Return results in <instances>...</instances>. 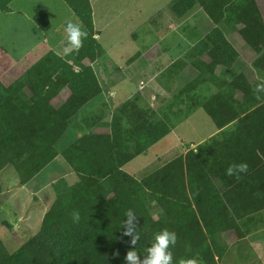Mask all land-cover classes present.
Returning a JSON list of instances; mask_svg holds the SVG:
<instances>
[{"label":"trees","instance_id":"1","mask_svg":"<svg viewBox=\"0 0 264 264\" xmlns=\"http://www.w3.org/2000/svg\"><path fill=\"white\" fill-rule=\"evenodd\" d=\"M12 1L0 0V13ZM64 1L88 36L68 59L51 53L14 84L0 81V172L13 166L26 184L61 156L79 181L58 192L40 231L20 250L9 252L0 239V264H125L126 253L133 250L123 230L128 209L138 216L135 247L141 258L154 233L167 228L178 237L173 258L197 256L215 264L214 252L222 256L226 236L251 233L264 214V93L255 92L264 83L219 26L252 0H173L175 16L184 18L198 8L208 18L204 28H184L194 52L203 55L195 62L196 54L185 55L195 77L179 80L177 97H188L180 99L184 105H199L218 133L141 183L121 173L122 167L166 138L171 128L154 109L140 105L139 95L111 116L103 112L79 120L102 94L92 66L84 62L93 64L105 51L95 37L92 2ZM36 22L42 28L50 23L46 13ZM236 23L257 55L254 68L264 71L260 12L247 11ZM175 66L186 64L179 59L169 71ZM199 77L223 86L207 98L190 96ZM67 89L68 99L54 103ZM11 135L18 141L9 139ZM239 163L248 165L246 173L238 179L226 174ZM74 211L80 214L77 222Z\"/></svg>","mask_w":264,"mask_h":264},{"label":"rangeland","instance_id":"2","mask_svg":"<svg viewBox=\"0 0 264 264\" xmlns=\"http://www.w3.org/2000/svg\"><path fill=\"white\" fill-rule=\"evenodd\" d=\"M172 5L173 0H97L93 2L94 21L97 29L100 30L98 41L105 52L95 58L93 64L91 60H86L84 64L88 63L92 66L90 69L100 82L102 94L90 108L91 110L80 115L79 120L84 116L103 112L106 116H111L120 105L135 98L136 95L140 96L141 106L154 109L145 98L147 88L150 90L152 85L154 95L151 97L157 96L153 98L155 108L160 104V109L154 110L164 121L168 122L167 116L170 115L175 118V114H179L180 110L184 112L185 106L177 97L180 79L177 85L174 82L173 87L166 88L165 91L171 95L163 99L165 88L161 89L158 81L163 83L162 76L167 74L166 71V75L162 73L161 76L158 73L163 71L170 58L172 62L179 58L180 52L185 53L188 50L187 55L192 52L196 54L193 43L192 47H189L191 44L186 43L183 48H180V52L173 49L175 38L181 37L188 42L184 29L186 26L204 28L209 25V22L204 13L197 8L184 17L189 19L182 25L181 19L175 16ZM194 12L196 14L192 16ZM44 13L48 15L50 22L46 28H42V22H38L39 24L36 22V17ZM67 20L80 23L64 0H13L9 10L0 13L1 83L10 86L23 75L28 76L30 68L41 63V60L51 53H57L62 59H68L71 52L64 51L67 46L64 33ZM171 47L169 57H162ZM152 49L154 52L147 55V51ZM159 54L161 63L156 64ZM185 55L180 58L186 64L184 71L192 69V60ZM194 58V62L199 61V54L194 55ZM133 59L135 61L131 65ZM147 64L154 65L150 67V80L154 79L153 81L148 80L149 75L144 72L145 70L149 72ZM128 65L131 66L128 67ZM126 67L128 68L125 69ZM177 67L175 66L171 71L175 75L180 73L175 69ZM141 80L143 84L140 85ZM201 80L203 79L199 77L197 82L200 84ZM138 87L140 89L144 87V91L135 92ZM199 89L201 94L198 95L209 97L210 92L205 91V88ZM69 94L68 89L64 90L54 103L58 105L67 100ZM198 115H203L204 119L196 124L189 123L191 133L185 135L196 143L208 139L214 127L211 119L201 110ZM176 121L177 119H172V122L167 124L174 128L179 125ZM82 134L83 132L79 131V136ZM178 134L182 132L170 133L150 150L125 164L121 173H126L141 183L175 158L185 155L188 149L195 148V146H188L190 142L185 139L180 141ZM9 139L18 141L14 135H11ZM183 142L186 144L182 145ZM177 144L179 146L172 148V145ZM164 151L169 157L163 156ZM69 174L76 178L62 157L56 158L23 189L13 166H8L0 172V227L7 232L8 238L5 239L6 244L4 243L6 250L11 253L20 250L31 237L38 234L45 214L55 201L58 192L71 186L70 178H67ZM78 181L79 179L76 178L75 183ZM20 217L26 219V225L20 222L21 227L14 232V224ZM262 217L263 221H260L257 229L252 230L251 233L241 238L235 234L227 235L228 245L222 256L220 257L217 251L214 252V257L212 256L215 264H264V214ZM192 258L207 264L197 256ZM179 260L178 255L174 256L173 264H179Z\"/></svg>","mask_w":264,"mask_h":264},{"label":"crops","instance_id":"3","mask_svg":"<svg viewBox=\"0 0 264 264\" xmlns=\"http://www.w3.org/2000/svg\"><path fill=\"white\" fill-rule=\"evenodd\" d=\"M91 2H92V5H93V2H95V1H97V0H90ZM253 10H258L259 12H260V14H261V17L263 18V20H264V0H252L250 3H248V5L247 6H245V7H243L238 13H234L232 16H230L225 22H223L222 24H220L219 26H220V28H221V30L223 31V33L225 34V36H226V38L230 41V43L234 46V48L244 57V59H245V61L247 62V64H248V66L253 70V75L256 77V79H258V80H260L261 82H263L264 83V71L263 70H261V69H255L254 68V62L256 61V59H257V55L254 53V51L244 42V40L242 39V37L240 36V34H239V29H240V27H239V25H237V21L241 18V16L243 15V14H245L247 11H253ZM198 10H196V12H197ZM196 12H194L193 14H192V16H195V14H196ZM179 18V17H178ZM179 19H181V24L183 25L184 23H187V20L189 19V18H186V19H184V18H179ZM94 24H95V21H94ZM228 27H231V28H228ZM231 30H232V32H231ZM95 32H96V35H95V37L98 39L99 38V34H100V30L99 29H97V27H96V24H95ZM186 43H188V44H191L189 47H192L193 46V44H192V42H190L189 40H188V42L187 41H184L183 39H181V37L180 38H175V41H174V47H173V49H177V51L178 52H180V48H183L184 46H185V44ZM178 46V47H177ZM171 50H172V47L170 48V49H168V50H166V54H164V56H162V57H169V55L171 54ZM151 52L153 53L154 52V49H152V50H149V51H147V55H149V54H151ZM187 52H188V50H187ZM187 52H185V53H181L180 52V57L179 58H177L175 61H171V58L169 59L170 61H169V63L168 64H165V66H164V68H163V71H161V73L159 72L158 74L159 75H161L162 73H164L165 74V71H166V76H162V80H163V83H160L159 81H158V84L161 86V89L162 88H165L164 89V97H163V99H166L168 96H170L171 94H169L167 91H165L166 90V88H171V87H173V84H174V82L176 83V85H177V81L179 80V79H181V78H183V77H188L189 76V82L195 77V74L194 73H192V71H191V69L190 70H185L184 71V67L185 66H183V68H181V69H177L178 70V72H180L179 74H178V76H176L175 75V73H172L171 71H169V68H170V66L172 65V64H174L177 60H179L180 58H182ZM253 52V53H252ZM199 54V56L201 57L203 54H201V53H198ZM142 55V54H141ZM146 55V56H147ZM145 56V55H144ZM143 56V57H144ZM158 57L159 58H157L158 60L155 62L156 64H159V63H161V61H160V54L158 55ZM135 61V60H134ZM133 61V62H134ZM149 62H150V60H148ZM133 62L131 63V65L133 64ZM154 64V63H153ZM130 65V66H131ZM148 65V69H149V72H148V70H145L144 72L145 73H147V75H149V78H148V80H150V78H151V72H150V67H153L154 65H151V64H147ZM129 65H128V67H130ZM128 67H126L125 69H127ZM219 75V71H217L216 72V76H218ZM215 76V77H216ZM128 78V77H127ZM129 78H130V80H131V77L129 76ZM129 78H128V80H129ZM129 80V81H130ZM154 79H152V80H150V81H153ZM132 81V80H131ZM142 81L143 80H141L140 81V85H141V83H142ZM149 81V82H150ZM188 82V83H189ZM201 84H199V83H194L193 84V87L191 88V92H190V96H199L200 98L202 97V98H204V96L203 95H198V94H201V92H200V90L201 89H199V88H205V91H208V92H210V95L211 94H214L217 90H218V88H221L222 86H223V84L219 81V80H217V81H215L214 83H206V82H204V81H202V82H200ZM220 83H221V85H220ZM143 84V83H142ZM179 89H181L180 88V86H179ZM178 89V93H179V90ZM140 90H142V91H144V87H143V89H140V87H138L137 89H136V91L135 92H140ZM154 95V92H153V85L150 87V90H148V88H147V91H146V96H145V98H146V100H147V102L150 104L151 103V106L152 107H154V109L155 110H159L160 109V104L159 105H157V108H155V100L153 99V98H156V97H151V96H153ZM209 95V96H210ZM186 98H188L186 95H181L180 97H178V100L180 101V99H186ZM185 106V110H184V112L182 113V111L180 110V112H179V114H175L176 115V117L175 118H173L172 117V115H170V116H167V118H168V122H169V124L172 122V119H177V123L179 124L178 126H176V127H170L171 128V133L172 134H174L176 131H180V132H182V134H178V139L180 140V141H184V139H185V141H188V142H190V144L188 145V146H192V147H194L195 146V148L197 147V145H199L200 143H202V142H204V141H206L205 139L203 140V141H200V142H194L193 140H190L188 137H186L185 135L187 134V133H191L190 131H189V129H190V126H188V124L189 123H194L195 122V124L198 122H201L203 119H204V117H203V115H198V112H200V110H201V112H203V114L204 115H206L205 113H204V111H203V109L199 106V105H193L192 103H191V105L190 106H188V105H184ZM91 110V109H90ZM196 115H198L197 117H194V116H196ZM167 122V123H168ZM194 124V125H195ZM214 125V124H213ZM171 126V125H170ZM185 126V127H184ZM189 128H188V127ZM193 126V125H192ZM185 128V129H184ZM216 133H218V130L216 129V127H215V125H214V127H213V130H212V132L209 134V136H208V139L209 138H211L212 136H214ZM159 143V142H158ZM186 143L185 142H183V144L182 145H185ZM157 145V144H156ZM176 146H179V144H177V145H172V148H175ZM195 148H192V149H195ZM190 149H188V151H189ZM187 151V152H188ZM186 152V153H187ZM185 153V154H186ZM163 156H168L169 157V155H168V153L166 152V151H164L163 152ZM59 157H61V156H59ZM63 158V157H62ZM64 159V158H63ZM65 160V159H64ZM67 163V162H66ZM15 169V168H14ZM16 170V169H15ZM17 172V171H16ZM70 172L71 173H73V174H75L74 172H72L71 170H70ZM17 175H18V173H17ZM76 175V178L77 179H79L78 178V176H77V174H75ZM38 176V175H37ZM36 176V177H37ZM35 177V178H36ZM18 178H19V176H18ZM68 179L70 178V183H71V185L72 184H75V182H76V178L74 177V175H72V174H69V176L67 177ZM34 179V178H33ZM32 179V180H33ZM20 182V181H19ZM74 182V183H73ZM28 183V182H27ZM26 183V184H27ZM26 184H21L20 183V185L22 186V189L26 186ZM48 189V188H47ZM46 190V189H45ZM20 222H22L24 225H26L25 224V222H26V219H24V218H19L18 219V221H17V223L16 224H14V232H17V230H18V228L19 227H21V223ZM14 223V222H13ZM6 238H8L7 237V232L6 231H4L1 227H0V239L2 240V242L3 243H5L6 241H5V239ZM6 244V243H5Z\"/></svg>","mask_w":264,"mask_h":264},{"label":"clouds","instance_id":"4","mask_svg":"<svg viewBox=\"0 0 264 264\" xmlns=\"http://www.w3.org/2000/svg\"><path fill=\"white\" fill-rule=\"evenodd\" d=\"M64 33L66 34L67 46L65 52H71L73 50H79L82 47L84 39L87 38L88 33L84 30L80 23L72 20H67L64 25ZM257 94L264 93V84H259L255 88ZM260 96L257 95V99ZM248 171V165L246 163L232 164L226 169V174L229 176L235 175L237 179L241 173ZM125 219L123 221L124 235L130 236V246L133 250H129L126 253L125 264H173V252L172 248L177 243V234L175 231H170L167 228L154 233L151 246L148 247L146 255L142 258L136 251L137 242L140 240V233L137 231V225L139 223L138 216L132 209H128L125 213ZM73 222H77L80 219L78 211L72 213ZM179 264H202L201 261L196 258L180 259Z\"/></svg>","mask_w":264,"mask_h":264}]
</instances>
